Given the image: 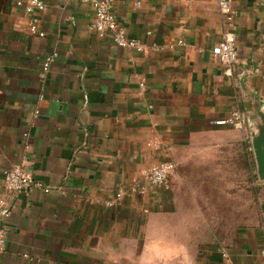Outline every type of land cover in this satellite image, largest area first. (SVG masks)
<instances>
[{
  "label": "crops",
  "instance_id": "0c3cea01",
  "mask_svg": "<svg viewBox=\"0 0 264 264\" xmlns=\"http://www.w3.org/2000/svg\"><path fill=\"white\" fill-rule=\"evenodd\" d=\"M18 1L0 0V198L15 204L0 215V264H264L253 145L264 123V0H233L230 21L220 0H114L142 50L90 29L94 0L33 11ZM228 31L240 57L231 74L213 53ZM236 109L242 127L210 124ZM239 151L257 187L254 223L227 242L193 240L185 207L207 205L201 190H223L225 179L239 189ZM162 160L176 164L169 190L134 189ZM20 164L48 190H9L4 171Z\"/></svg>",
  "mask_w": 264,
  "mask_h": 264
},
{
  "label": "built area",
  "instance_id": "2783aa9c",
  "mask_svg": "<svg viewBox=\"0 0 264 264\" xmlns=\"http://www.w3.org/2000/svg\"><path fill=\"white\" fill-rule=\"evenodd\" d=\"M18 4L24 5L28 11L35 9L42 10L45 7L43 0H20ZM94 18L90 23V29L97 33L101 37H109L114 43L124 47H136L142 50L143 45L140 41L132 39L127 36L125 26L118 19L116 11L114 9V0H94ZM220 10L226 20H232L234 16L233 0H220ZM30 29L32 31L39 32L40 35H44L38 29V20L33 19ZM213 53L216 59L223 65L224 71L227 74L233 73V71L240 64V57L238 54V48L236 45V35L233 32H226L224 34L221 43L213 48ZM58 56L57 52L48 54L40 68V78L45 79L53 63ZM39 110L36 111L38 115ZM244 123L243 113L236 109L224 117H219L210 120L211 125L215 126H232L242 127ZM176 164L172 160H162L158 163L150 165L143 170V181L136 185V190H144L145 183L156 187L161 191H168L170 188L169 181L170 175L174 171ZM4 178L9 190L17 194H30L35 190L48 187L42 183L37 182L30 173L25 169L24 164L15 165L10 169L4 171ZM117 196L121 197L122 192L118 191ZM14 203H7L5 199L0 198V215H10L14 208ZM8 238V229L1 223L0 220V259L6 249V241ZM264 254V251H263Z\"/></svg>",
  "mask_w": 264,
  "mask_h": 264
},
{
  "label": "rangeland",
  "instance_id": "374dc122",
  "mask_svg": "<svg viewBox=\"0 0 264 264\" xmlns=\"http://www.w3.org/2000/svg\"><path fill=\"white\" fill-rule=\"evenodd\" d=\"M241 151H239L240 157L237 158L241 172L239 189H232V186L229 185L232 184V181L225 179L223 190L220 188L218 190H201V194L205 197L203 201L208 202L207 205L185 207L188 219L183 223V228L192 233L193 240L207 238L208 241H212L220 238L227 242L233 231L246 228L254 223L258 212L259 198H257V187L254 186V175L248 160ZM214 160L209 162V165L217 164L226 169L234 166V162L231 160L224 159V162L220 159ZM217 160L218 162H216ZM212 180L214 179L211 178L210 181Z\"/></svg>",
  "mask_w": 264,
  "mask_h": 264
},
{
  "label": "water",
  "instance_id": "95a60500",
  "mask_svg": "<svg viewBox=\"0 0 264 264\" xmlns=\"http://www.w3.org/2000/svg\"><path fill=\"white\" fill-rule=\"evenodd\" d=\"M253 145L259 177L264 180V123L260 132L254 134Z\"/></svg>",
  "mask_w": 264,
  "mask_h": 264
}]
</instances>
